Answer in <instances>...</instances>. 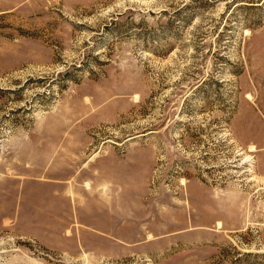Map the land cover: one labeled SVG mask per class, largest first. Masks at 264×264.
Masks as SVG:
<instances>
[{
    "label": "rangeland",
    "instance_id": "1",
    "mask_svg": "<svg viewBox=\"0 0 264 264\" xmlns=\"http://www.w3.org/2000/svg\"><path fill=\"white\" fill-rule=\"evenodd\" d=\"M0 264H264V0H0Z\"/></svg>",
    "mask_w": 264,
    "mask_h": 264
}]
</instances>
